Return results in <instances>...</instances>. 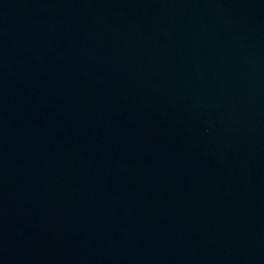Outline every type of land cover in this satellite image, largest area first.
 Returning <instances> with one entry per match:
<instances>
[{
    "label": "water",
    "instance_id": "obj_1",
    "mask_svg": "<svg viewBox=\"0 0 264 264\" xmlns=\"http://www.w3.org/2000/svg\"><path fill=\"white\" fill-rule=\"evenodd\" d=\"M0 264H264V0H0Z\"/></svg>",
    "mask_w": 264,
    "mask_h": 264
}]
</instances>
